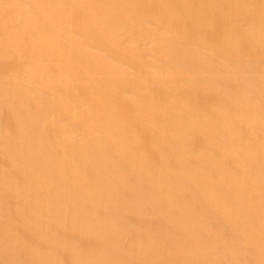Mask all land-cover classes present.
Here are the masks:
<instances>
[{
  "label": "bare ground",
  "instance_id": "obj_1",
  "mask_svg": "<svg viewBox=\"0 0 264 264\" xmlns=\"http://www.w3.org/2000/svg\"><path fill=\"white\" fill-rule=\"evenodd\" d=\"M0 264H264V0H0Z\"/></svg>",
  "mask_w": 264,
  "mask_h": 264
}]
</instances>
